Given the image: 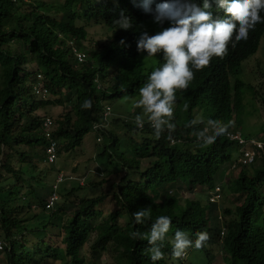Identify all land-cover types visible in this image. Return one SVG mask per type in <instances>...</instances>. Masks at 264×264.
<instances>
[{"label": "trees", "instance_id": "16d2710c", "mask_svg": "<svg viewBox=\"0 0 264 264\" xmlns=\"http://www.w3.org/2000/svg\"><path fill=\"white\" fill-rule=\"evenodd\" d=\"M14 1L0 0V150L7 148L10 154H14L15 151L11 150L14 146L31 150L33 146L40 147L29 158L23 152L19 154L28 160L27 166L32 167L35 173L38 165L34 157L41 154L42 161L45 157V141L36 134L44 117L33 116L38 103L34 100L31 87L25 84L29 75L24 69L25 65L34 64L44 77L50 95L59 97L52 103L41 101L40 104L63 106L65 111L62 118L55 122V154L58 157L60 152H70L78 147L94 123L102 124L105 121L100 103L102 100L139 96V88L146 83L149 71L143 57L125 40L115 22L121 13L128 15L127 0H65L63 6L54 12L60 14L58 18L51 13L57 8L54 4ZM92 19L118 30L110 44L97 45L91 64L76 68L69 50L60 47L58 33L73 34L77 40H83L85 32L76 27L74 21ZM262 36L264 23L257 24L249 31L246 40L234 44L228 71L220 76V80L195 77L186 90H178L173 113L176 128L170 138L164 132L159 139H155L149 126L138 130L135 118L130 125H124L128 134L124 145L114 134L101 131L104 135L103 148L98 149L96 160L105 165L108 174L115 172L120 175L111 195L102 193L95 198L73 199L76 190H71L68 195L61 196V205H57L54 211H45V195L42 194L45 187L36 181L39 189H32L29 194L37 201L40 211L30 221L17 218L21 208L9 214L0 211L4 238L9 245V250L4 251L7 264H39L37 257L62 259V253L41 241L46 237V224L50 221H54L62 230L64 254L72 264H83L79 252L82 244L92 238V233L97 236L93 237L95 245L90 247L94 260L113 248L111 252L115 254V264H152L145 251L147 241L132 239L129 233L136 230L147 233L160 215L171 217L168 236L181 229L195 239L194 233L202 231L208 234L206 243L216 244L220 231L219 223L213 216L214 205L201 206L199 202L191 200H184L181 205L177 192L172 194L169 191L180 183V177H184L186 185L212 189L214 176L221 165L231 161L234 144L220 136L214 143L202 145L195 133L202 130L205 123L197 122L191 127L187 125L193 119L195 110H201L206 120L212 118L229 124L228 129L233 122L239 123V116L235 114L234 119L231 117L233 112L240 109L245 91L244 84L238 79L240 65L255 53ZM21 46L23 48L19 49ZM95 78L100 84L103 83L104 88L95 87ZM69 94L76 96L75 103H72ZM86 99L92 101L90 109L81 107ZM69 104L71 109H68ZM138 114L141 115L140 108L133 116ZM170 139H181L183 143L170 145ZM1 155L6 156V153ZM7 159L4 160L7 162ZM7 165L4 164L3 168ZM254 170L251 174L241 170L229 188L239 204L234 217L224 223L225 264H264V157ZM6 171L22 179L28 175L23 167L15 171L7 166ZM110 183L103 181L89 186L94 188ZM4 188L2 184L0 201ZM21 188L22 191L26 189ZM11 192L4 190L2 198L8 197L6 202ZM47 192L50 193V190L47 189ZM70 199L73 201L70 202ZM1 206L4 204L1 203ZM149 206L152 210L150 218L143 224H135L133 214ZM27 207L30 210L31 204ZM105 207L113 209L104 215ZM224 212L228 216L232 211ZM162 251L164 257L156 264H184L172 256L167 241Z\"/></svg>", "mask_w": 264, "mask_h": 264}, {"label": "clouds", "instance_id": "9594fccd", "mask_svg": "<svg viewBox=\"0 0 264 264\" xmlns=\"http://www.w3.org/2000/svg\"><path fill=\"white\" fill-rule=\"evenodd\" d=\"M34 1L49 5L54 4L57 8L51 10V13L55 15V18H58L60 14H55L54 12H56L58 8H61L65 2V0H63V3L58 7L53 1L21 0L22 3L25 2L29 4ZM127 1L126 7L128 15L126 16L121 13L120 17L115 22L118 28L122 30L125 40H127L143 57L142 60L146 63L149 71L146 83L139 88V96L133 97L135 100L131 106L134 110V115L138 112V108L141 109V115L138 114L135 116L134 123L138 130H144L145 127L149 126L152 129V134L155 139H159L164 132H167L170 138L171 133L174 132L176 128L173 122V113L177 102L178 90H186L195 77H205L206 80L209 81L221 79L220 76L228 71L234 44L241 40H246L249 31L253 30L257 24L264 23V0ZM62 13L64 12L62 11ZM74 22L76 27L84 30L85 38L83 40H77L73 34L67 35L58 33V40L61 48L69 50L71 57H73L75 61V67L80 68L87 63L91 64L92 53L95 51L97 45L110 44L114 40L118 29L111 28L107 24L94 19L91 21L77 20ZM91 25L107 28L111 35L103 41H94L86 48L85 42L88 36L87 28ZM262 42V51L264 50V36H262L258 42L255 53L243 60L240 65L238 79L244 84V88L246 87L248 89V87H250V90H252L251 85L245 84L243 79L239 78V76L242 73L243 63L257 54ZM26 66L28 65H25L24 69L29 73ZM29 76L31 77L30 74L28 77ZM32 78L34 82L28 87H31L34 96L37 95L38 98L43 99L51 96L48 89H46V81L37 67L36 70L32 72ZM94 83L97 89L104 88L102 87L103 83L100 84L97 78L94 79ZM105 101L106 99L100 102L103 109L102 115L105 121L102 124L97 122L94 123L90 130L97 142H100V140L101 142L102 140L104 141V135L101 131H105L108 126L106 124L108 122L110 123L111 118L115 119L114 122L119 120V118H116V114L113 113L112 108L109 104L105 103ZM91 106L92 101L90 99H86L81 105L82 109H90ZM243 111L244 108L241 100L240 109L235 113L233 112L231 118L234 119L235 114L240 116ZM196 112H201L202 120L197 121L195 119ZM122 118L121 121L124 125H130L133 121L127 117ZM192 118L193 119L188 122V127L195 125L197 122L205 123L203 129L195 133L197 141L202 145H210L220 136L229 143L234 144L235 151L232 154L231 161L228 162L231 163L228 173L233 170H239L240 173L242 170L251 174L255 171L254 169L260 166L261 157H264V129H262L264 128V119L261 120V128L255 136H245L239 129L231 127L228 129L229 124H225L217 119L208 118V120H206L201 110H195L194 117ZM46 119H50L53 122L51 140L57 144L55 136L57 124L50 117H44V120L41 122L40 133L37 135L42 136L45 141V157L43 163L45 162L48 166H52L55 169L58 155L56 156L54 152L56 156L55 161L50 163L48 161V155L46 154L49 146L45 128L43 127V123ZM128 120H130L129 124L126 123ZM178 143L183 142L181 139L169 140L170 145ZM258 143H261L260 146H258ZM96 146V150H100V144ZM96 162L98 163L97 160ZM228 163L225 162L221 165L214 176L212 189L207 186L200 187L194 184L192 185V187H199L209 191L208 195H206V204L204 206H208L207 204L214 205L213 216L219 223L218 226L220 231L218 242L213 245L206 243L208 234L202 231L194 233L195 239H193L189 233L181 229H177L174 235L168 236L172 223L171 217L160 215L155 219V222L151 224L150 231L147 233H141L139 230L129 233L132 239H143L147 241L148 247L145 251L152 264H156L157 261L163 259L164 252L162 249L165 245V241L171 246L172 256L179 259L182 263H184V254L189 253L186 264H210L213 259L211 253L213 247H218L224 258L226 254L223 242L226 234L224 223L232 219L233 217H230L234 214L231 212V214L227 216L229 218L226 220L219 215H215L218 210L217 204L220 202L222 193L224 192V188H222L223 184L216 185V179L219 180L223 178V166ZM249 168H252L251 172L248 171ZM88 171L89 170H86L83 175L75 176L59 169L56 170L53 175V180L48 187L50 193L47 192L45 195V211L52 212L55 210L56 206L59 205V200L61 198L59 194L60 189L65 182L75 181L82 189L84 185H87V188L90 187L89 184L91 183H88L90 182L88 179ZM102 182L103 180L101 183ZM179 182L180 183L176 184L175 188L172 191L170 190L169 193L172 192L173 194L176 188H182V186L187 190L191 189V185H186V182ZM231 183L229 182V188H231ZM50 202L51 205H49ZM197 202L201 204V201L197 200ZM33 207L37 206L31 204L29 209H33ZM26 210H28V207H26ZM225 210L229 209H224V211ZM151 211V207L149 206L135 212L133 214L134 223L137 225L143 224L150 218ZM224 211L223 215L226 216ZM50 224L57 227L58 234L56 237L60 240L59 243L63 245V248L48 243L47 235L45 238L43 237L41 241L44 245L58 250V253H62L64 257L62 259L37 257L38 263L43 264L49 261L47 264L55 262L72 264L71 260L69 261L64 254L65 245L61 243L63 238L62 230L54 221H50L46 224V232ZM93 237L97 238L96 233H92V238L85 243L88 245L89 259L81 256V250L79 252L80 258L83 259V264H96L100 258L94 260L91 256L90 247L96 243H93ZM85 244H82V248ZM26 245L30 246L31 244ZM0 246V255H2V261L0 263L7 264L4 251L9 250V245L5 238L4 241L0 240ZM112 250L113 248L110 249L109 252ZM105 253H108V251ZM169 263H171V261H169ZM172 264L177 263L173 262Z\"/></svg>", "mask_w": 264, "mask_h": 264}, {"label": "rangeland", "instance_id": "374dc122", "mask_svg": "<svg viewBox=\"0 0 264 264\" xmlns=\"http://www.w3.org/2000/svg\"><path fill=\"white\" fill-rule=\"evenodd\" d=\"M37 1H43V0H37ZM44 1H53L56 3L57 6H60L63 2V0H44ZM87 41L85 42L86 48H88L91 43L94 41H103L104 39L108 38L111 33L105 29L104 27L94 26L91 25L87 28ZM263 42L261 43V46L259 48V51L257 54L251 58H249L247 61H245L242 65V73L239 76V78H242L245 84H249L252 87V90L244 88V93L242 96V105L244 108L243 113L238 117L239 124H233L231 125V128L239 129L245 136H255V134L258 132V130L261 128L260 123L261 120L264 119V50L262 51ZM23 46L19 47V49H22ZM15 49V46L12 47V50ZM26 69L29 71V76L25 84L26 86L31 85L34 82V79L32 78V72L36 70V67L34 65H28L26 66ZM38 84V83H37ZM36 86V85H35ZM72 103H75L76 96L73 94H69L68 96ZM59 97H53L48 96L46 98H38L37 95L34 96V100L36 103H38L37 110L34 112L33 116H38L40 119L43 117H50L53 119V121L60 120L62 116L65 114V111L63 109V106H57V105H45L42 106L40 103L41 101H48L52 103V101L58 100ZM105 103L109 104V106L112 108L113 113L116 114V118H119V120H116L118 122H114V118H111L110 123L108 122L106 125L107 128L105 129L106 132L112 133L115 136H117L120 140V142L124 145L125 144V138L128 136L126 127L124 126V123L121 121L123 119L122 117H127L130 120H133L135 118L134 110L132 108L133 99L128 97H123L122 99H114V100H106ZM68 109H71L70 104L68 105ZM130 110V111H129ZM130 113V114H129ZM129 114V115H128ZM73 119H75L73 113L71 114ZM128 115V116H127ZM197 121L202 120L201 112H196V118ZM130 120L126 121L127 124H129ZM74 121V120H73ZM263 122V121H262ZM264 129V128H262ZM40 133V128L36 131V134ZM136 139V138H135ZM101 142V140H100ZM95 141L94 135H92L91 132H89L85 137L83 138L81 144L76 147L74 150L66 153H59V157L56 162V168L54 169L52 166H48L45 162L43 163L41 159V154H39L37 157H34V160L36 158V163L38 165L37 170H32V167L27 166L28 160L26 158H22L19 154L22 152L29 158L30 154L34 153L36 149H39L40 147L35 148L33 146V149H26L23 146H14L11 150L15 151L14 154H10V150L7 148H1L0 152V186L3 184L5 186L4 190H7V192H11L12 195L6 199L2 198V195H4V190L2 189L1 193V203L4 204V206L0 207V211H5L8 214L13 213L19 208H22L20 212L17 215V218L20 219H26L27 221H30L32 216L39 213V207H33V209L26 210L27 205L34 204L37 206V201L35 198L29 194L32 189H39L40 185L37 186L38 181L40 184H44L45 191L43 190L44 195H46V191L50 185V183L53 180V175L55 174L56 170H62L65 173H70L73 175H83L86 170H89V176L88 179L93 184H99L101 181H110V184H106L103 186H95L94 188L88 187L87 185H84L83 189L78 185L75 181H67L63 184V186L60 189V197L62 195H68V193L71 190H76L75 195L72 196L73 199H77L79 197H97L98 195L102 193H106L111 195L114 191L113 186L115 183L117 184L120 177V175H116L115 172L112 174H108L107 170L105 169V165H101L100 162H96V156L99 154L96 150L98 144H100L99 148H103V140L102 142ZM6 153V156L1 155ZM10 154V155H9ZM40 157V160H39ZM7 159L6 160L4 159ZM44 158V157H43ZM95 162H93V160ZM39 160V161H38ZM8 163V167H10L12 170H18L21 167L26 169L29 177L24 175L23 179L21 177H13L12 173H9L6 171V168L4 169V164ZM29 169H28V168ZM231 163L225 164L223 166V178H220L219 180L216 179V185L223 184L222 188H224V192L222 193V198L220 202L217 204L218 210L216 211V216H221L223 219H228L229 217L223 215L224 209H229L235 214V208L239 204L236 202L235 197L232 194H230L229 187L232 181H235L239 170H233L230 171ZM258 167V165H257ZM252 168H249L248 171L251 172ZM86 175V174H85ZM31 176V178H30ZM24 180V181H23ZM180 181L185 183L184 177H180ZM86 183V182H85ZM84 183V184H85ZM19 184V185H18ZM181 185V184H180ZM21 186L28 191L23 190ZM182 186V185H181ZM81 188V189H79ZM264 189V188H263ZM177 195L180 198V204H183L184 200H193V201H201V205L204 206L206 204V195H208L209 191L207 189H201L199 187H192L190 190H187L182 186V188H176ZM21 193V194H20ZM23 193V195H22ZM73 199H70V202L73 201ZM36 201V203H35ZM6 204H5V203ZM59 205L60 202H59ZM111 206V205H109ZM113 209L112 207H105L103 214L106 215L109 210ZM232 214V215H233ZM234 217L231 216L230 218ZM124 222V219H122L121 223ZM58 234L57 227H54L50 224V226L47 229L46 235L48 236L47 242L50 244L56 245V247L63 248V245L59 243V239L56 237ZM0 240L4 241V231L2 228V224L0 222ZM112 249V248H110ZM109 249V250H110ZM211 253L213 255L212 262L210 264H224L223 262V255L220 253V250L218 247H213L211 250ZM189 253L184 254V263H187ZM81 256H84L86 259H89L88 254V245L85 244L84 247L81 249ZM2 261V255H0V262ZM49 261L43 263L47 264ZM1 264V263H0ZM52 264H63V262H55ZM96 264H115V254L108 252L103 253L99 260L96 262Z\"/></svg>", "mask_w": 264, "mask_h": 264}, {"label": "built area", "instance_id": "2783aa9c", "mask_svg": "<svg viewBox=\"0 0 264 264\" xmlns=\"http://www.w3.org/2000/svg\"><path fill=\"white\" fill-rule=\"evenodd\" d=\"M43 127L45 128L46 137L48 138L49 141V146L47 148L46 154L48 155V161L52 163L55 161V157H56L54 154L56 144L51 140V130L53 129V122L50 119H46L45 122L43 123ZM260 144L261 143H258V146H260ZM49 205H51V202Z\"/></svg>", "mask_w": 264, "mask_h": 264}]
</instances>
